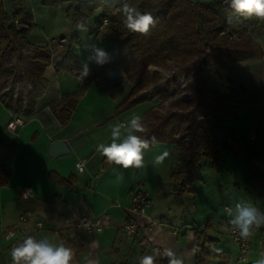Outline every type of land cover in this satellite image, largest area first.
<instances>
[{
    "label": "crops",
    "instance_id": "obj_1",
    "mask_svg": "<svg viewBox=\"0 0 264 264\" xmlns=\"http://www.w3.org/2000/svg\"><path fill=\"white\" fill-rule=\"evenodd\" d=\"M90 28L92 32L93 25ZM92 37L93 44L103 49L104 42L112 44L100 32ZM256 42L263 43L261 35ZM112 61L113 57L104 65L108 72L116 70ZM236 71L244 92L237 119L227 122L235 132L233 152L220 154L218 170L208 160L201 162L195 193L185 196L180 206L172 194V176L181 170L185 156L173 145L149 147L142 168L124 169L111 163L104 166L105 157L97 151L99 144L111 142L112 126L125 123L114 109L127 96L118 100L110 90L125 76L100 86H87L81 95L82 102L93 90L108 93L111 99L107 111L78 115L76 110L62 126L50 107L63 97L76 95L82 80L70 75L74 80L52 82L69 74L60 75L62 71L50 64L44 73L47 90L35 102L32 113L24 116L5 109L0 126V162L10 170L8 183L0 188V264H12L10 250L22 242L18 235L27 232L37 239L63 241L74 250L72 264H139L140 258L152 255L154 249H159L162 256L170 249L184 257L185 264H195L196 231H205L215 240V248L229 256L227 264H256L264 252L260 233L251 236L247 259L241 262L237 259L238 247L223 232V226L231 219L225 208H234L237 202H250L264 212V61L240 63ZM52 91L53 95L45 99ZM11 114L24 123L14 134L6 129ZM250 127L257 131L253 142L247 140ZM53 141L66 143L70 155L50 158L48 147ZM164 151L169 156L163 164L154 165V157ZM80 159L86 162L82 173L75 169ZM131 191L148 195L150 206L144 216L131 212ZM81 217L99 218L102 232L88 235L76 230L73 225ZM127 223L138 227L132 237L122 232ZM11 229L19 233L8 240L6 232ZM207 264L220 261L209 260Z\"/></svg>",
    "mask_w": 264,
    "mask_h": 264
},
{
    "label": "trees",
    "instance_id": "obj_2",
    "mask_svg": "<svg viewBox=\"0 0 264 264\" xmlns=\"http://www.w3.org/2000/svg\"><path fill=\"white\" fill-rule=\"evenodd\" d=\"M116 2L42 0V5L65 6V16L74 29L87 28L95 17L90 34L100 32L116 45L113 66L131 83L127 98L117 106L116 113L151 104L142 115L146 132L139 135L149 140L155 137L150 147L173 145L185 156L181 170L172 176L174 200L183 206L184 197L195 193L201 162L208 160L218 170L220 154L233 152L235 132L227 122L237 119L236 100L242 95L236 67L247 61H264V49L256 42V37L264 34V21L235 14L223 0H142L137 8L152 13L157 20L144 35L125 27L121 4ZM7 6L6 12L0 8V103L11 113L28 116L47 90L44 73L50 54L46 46L29 42L34 22L25 0H7ZM73 45H80L74 31L63 59L55 64L56 70L82 80L76 95L63 97L50 107L62 126L69 121L87 86L108 82L107 67L94 63L89 66L90 74L81 77L82 65L71 50ZM165 66H169L172 75L163 79L158 69ZM180 78L191 83L182 88L178 85ZM22 86L29 87L26 96L5 97L4 92L13 94ZM108 163L104 158V166ZM9 178L10 170L0 162V188ZM195 234V264L214 259L220 264L228 263L229 256L215 248V240L205 231ZM157 264H167L164 256L158 258Z\"/></svg>",
    "mask_w": 264,
    "mask_h": 264
},
{
    "label": "clouds",
    "instance_id": "obj_3",
    "mask_svg": "<svg viewBox=\"0 0 264 264\" xmlns=\"http://www.w3.org/2000/svg\"><path fill=\"white\" fill-rule=\"evenodd\" d=\"M235 14L246 18L255 17L264 21V0H223ZM125 27L133 33L147 35L157 23L156 18L150 12H141L137 7L125 2L120 8ZM83 27V26H81ZM112 57L105 49L90 46V54L82 63L81 77L90 74L89 64L94 63L103 66L111 61ZM146 129L142 123V117L134 115L127 123H118L111 128V142L101 143L97 151L106 158L107 162L119 165L124 169L142 168L145 166V153L150 145L155 142L143 138L141 133ZM169 156L168 151L154 157L152 163L161 165ZM227 216L231 217L229 224L233 231L237 232L240 238L247 239L253 235L255 229L264 227V212H261L254 204L247 201H240L234 208L225 209ZM13 237L12 233L8 238ZM12 264H72L74 250L66 246L63 241L53 242L45 237L37 239L32 235L26 236L22 242L10 250ZM163 256L167 258V264H185V259L174 251L166 249ZM161 257L159 249H154L152 255H144L140 258L139 264H157ZM89 264H93L89 261ZM256 264H264V252Z\"/></svg>",
    "mask_w": 264,
    "mask_h": 264
},
{
    "label": "rangeland",
    "instance_id": "obj_4",
    "mask_svg": "<svg viewBox=\"0 0 264 264\" xmlns=\"http://www.w3.org/2000/svg\"><path fill=\"white\" fill-rule=\"evenodd\" d=\"M117 1L118 2L116 3L121 5L125 2V0ZM140 1L142 0H129V4L137 7ZM152 1L156 2L158 0ZM198 1L207 2L208 0ZM25 4L27 10L30 11L32 15L34 22V26L29 30V42L39 46L43 45L47 47L50 54L49 65L51 64L55 66L56 63H59L63 59L68 49L70 35L73 31L78 36L80 45H73L71 50L74 56L79 57L82 60V65L87 56L90 54V46L93 45V37L90 34V26L93 25L95 17L90 20L87 28L74 29L65 16V6H60L59 8L45 7L42 5V0H25ZM7 7V0H0V8L6 12L8 10ZM95 16H97V13ZM16 26L18 25L16 24ZM261 41L263 42L261 46L264 47V34L261 35ZM97 46L100 47L99 45ZM115 47L116 45L113 43L111 44L104 42V49L111 54V57H114L115 55ZM158 71L163 79H166L172 75V71L169 66L162 67L158 69ZM62 73L67 75L65 72H60V75H63ZM61 79H66V81L74 80L70 75L67 78H64L63 75L62 77L58 76L55 81L52 79V82L61 81ZM189 83H191V81L183 83L180 87L183 88L186 85H189ZM130 88L131 83L125 78L110 86V90L113 93V98L118 100L124 99L127 96ZM28 91V86H22L13 92V94L9 91L4 93L6 98L16 99L19 95L26 96ZM53 93V91L47 92L45 99H48L51 95H53ZM81 97L82 96L78 98L77 106L79 104V107L76 106L75 109V111H78V115L94 114L97 112L107 111L109 109L111 98L108 93L105 94V92H95V90H93L86 100L81 102ZM244 97L249 98L246 94H244ZM24 105V107H27V103ZM150 107V103H144L134 107L131 110L123 112L120 115L123 116L122 120L127 123L134 115H139L142 117V115L147 112ZM114 112H116V108L114 109ZM4 113L5 108L0 104V126L2 124Z\"/></svg>",
    "mask_w": 264,
    "mask_h": 264
},
{
    "label": "built area",
    "instance_id": "obj_5",
    "mask_svg": "<svg viewBox=\"0 0 264 264\" xmlns=\"http://www.w3.org/2000/svg\"><path fill=\"white\" fill-rule=\"evenodd\" d=\"M257 19V18H256ZM105 24V22H104ZM184 83L183 78H180L179 80V86H181ZM29 88V87H28ZM24 123L23 121L16 115L11 114L9 117V120L6 125V129L9 133L14 134L16 130L20 127H23ZM247 140L248 141H256L257 140V131L255 128L250 127L247 132ZM86 162L83 159H80L75 164V169L78 173H82L85 169ZM130 196V210L132 213L138 215V216H144L146 214V211L148 210L150 206V200L148 198V195L144 192L139 191H131L129 193ZM226 209V208H225ZM73 227L78 230L82 231L88 235H95L98 233H101L103 230V225L101 223V220L99 218L95 217H81L78 218ZM137 225L135 223H127L122 227V232L124 235L128 237H132L137 232ZM223 232L237 245L238 247V261L245 262L247 259V255L250 248V239L251 236L247 239L240 238L238 233L233 231L229 221L226 222V224L223 226ZM260 233L261 235V241L264 242V227L255 229L254 233ZM12 233L13 237L11 239L8 238V234ZM17 229H11L6 232V239L12 240L15 239L18 235ZM32 233V232H31ZM30 232L19 234L18 239L22 241L26 236L31 235Z\"/></svg>",
    "mask_w": 264,
    "mask_h": 264
},
{
    "label": "water",
    "instance_id": "obj_6",
    "mask_svg": "<svg viewBox=\"0 0 264 264\" xmlns=\"http://www.w3.org/2000/svg\"><path fill=\"white\" fill-rule=\"evenodd\" d=\"M123 76L122 72L119 70H112L109 71L107 74L108 80L109 81H115L121 79ZM238 91L240 93L244 92V86L242 83H239L238 85ZM237 106H240L242 104L241 99L236 100ZM70 155V151L63 141H53L50 143L48 147V156L50 158H61V157H66Z\"/></svg>",
    "mask_w": 264,
    "mask_h": 264
}]
</instances>
